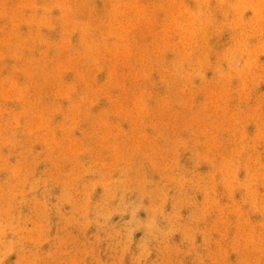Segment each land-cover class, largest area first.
<instances>
[{"label":"rangeland","instance_id":"1","mask_svg":"<svg viewBox=\"0 0 264 264\" xmlns=\"http://www.w3.org/2000/svg\"><path fill=\"white\" fill-rule=\"evenodd\" d=\"M0 264H264V0H0Z\"/></svg>","mask_w":264,"mask_h":264}]
</instances>
